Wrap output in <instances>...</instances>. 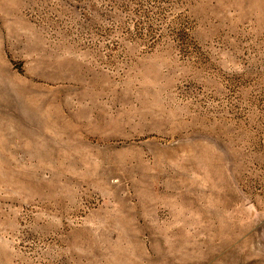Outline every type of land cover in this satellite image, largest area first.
Returning <instances> with one entry per match:
<instances>
[{
  "label": "rangeland",
  "instance_id": "374dc122",
  "mask_svg": "<svg viewBox=\"0 0 264 264\" xmlns=\"http://www.w3.org/2000/svg\"><path fill=\"white\" fill-rule=\"evenodd\" d=\"M0 264H264V0H0Z\"/></svg>",
  "mask_w": 264,
  "mask_h": 264
}]
</instances>
